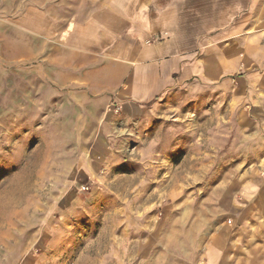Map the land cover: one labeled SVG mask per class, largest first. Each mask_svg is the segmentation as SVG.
<instances>
[{
  "label": "rangeland",
  "instance_id": "obj_1",
  "mask_svg": "<svg viewBox=\"0 0 264 264\" xmlns=\"http://www.w3.org/2000/svg\"><path fill=\"white\" fill-rule=\"evenodd\" d=\"M72 5L0 0V264L196 262L222 224L264 246V137L243 127L235 81L196 78L113 127L105 107L50 94L48 70L11 63L25 9Z\"/></svg>",
  "mask_w": 264,
  "mask_h": 264
},
{
  "label": "crops",
  "instance_id": "obj_2",
  "mask_svg": "<svg viewBox=\"0 0 264 264\" xmlns=\"http://www.w3.org/2000/svg\"><path fill=\"white\" fill-rule=\"evenodd\" d=\"M61 1L75 8L56 13L35 6L18 17L11 62L48 70L38 78L50 94L66 90L81 98L79 106H103L106 124L116 127L138 121L196 78L235 81L243 127L264 137V0H86L96 3L90 11L85 0ZM234 210L248 230L253 207ZM204 236L198 261L181 264H264V246L251 233L222 224Z\"/></svg>",
  "mask_w": 264,
  "mask_h": 264
}]
</instances>
